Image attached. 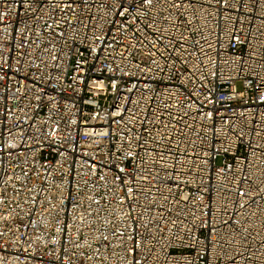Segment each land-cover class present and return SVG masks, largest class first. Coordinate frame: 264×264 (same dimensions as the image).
I'll return each mask as SVG.
<instances>
[{
    "label": "built area",
    "instance_id": "1",
    "mask_svg": "<svg viewBox=\"0 0 264 264\" xmlns=\"http://www.w3.org/2000/svg\"><path fill=\"white\" fill-rule=\"evenodd\" d=\"M0 264H264V0H0Z\"/></svg>",
    "mask_w": 264,
    "mask_h": 264
}]
</instances>
